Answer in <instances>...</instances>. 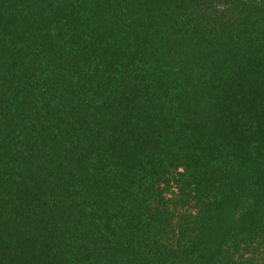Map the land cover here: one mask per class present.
Masks as SVG:
<instances>
[{"label": "trees", "instance_id": "16d2710c", "mask_svg": "<svg viewBox=\"0 0 264 264\" xmlns=\"http://www.w3.org/2000/svg\"><path fill=\"white\" fill-rule=\"evenodd\" d=\"M0 264H264V0H0Z\"/></svg>", "mask_w": 264, "mask_h": 264}]
</instances>
